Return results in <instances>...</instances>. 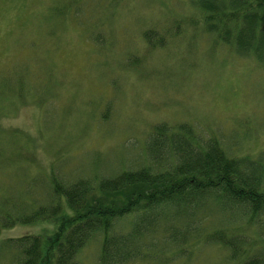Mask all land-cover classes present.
<instances>
[{"label":"rangeland","instance_id":"obj_1","mask_svg":"<svg viewBox=\"0 0 264 264\" xmlns=\"http://www.w3.org/2000/svg\"><path fill=\"white\" fill-rule=\"evenodd\" d=\"M195 1L0 0V170L13 168L3 197L30 200L20 163L68 182L139 168L159 124L218 139L232 157L264 151V58L219 43ZM54 227L16 225L0 240ZM99 247L94 237L78 263L99 264ZM205 249L133 264H232Z\"/></svg>","mask_w":264,"mask_h":264},{"label":"trees","instance_id":"obj_2","mask_svg":"<svg viewBox=\"0 0 264 264\" xmlns=\"http://www.w3.org/2000/svg\"><path fill=\"white\" fill-rule=\"evenodd\" d=\"M195 4L205 14V31L219 43L263 60L264 0ZM153 132L142 165L112 170L109 177L68 182L52 166L48 174L34 173V161L20 163L30 200L0 194V233L16 225L55 227L0 240V264H79L78 253L94 237L100 238L99 264H133L173 250L187 258L207 246L224 249L232 264H264V151L255 159L232 157L218 139L202 141L187 125L159 124ZM12 173L11 167L0 170L4 178ZM188 245L189 252L181 249Z\"/></svg>","mask_w":264,"mask_h":264}]
</instances>
